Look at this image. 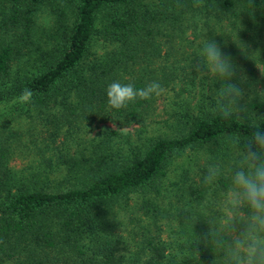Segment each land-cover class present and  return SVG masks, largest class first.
<instances>
[{
	"label": "trees",
	"instance_id": "16d2710c",
	"mask_svg": "<svg viewBox=\"0 0 264 264\" xmlns=\"http://www.w3.org/2000/svg\"><path fill=\"white\" fill-rule=\"evenodd\" d=\"M194 2L0 0V264H223L231 175L249 121L264 128V0ZM222 25L251 46L221 44ZM208 39L244 93L229 118L197 55ZM113 81L165 92L112 109ZM105 121L159 132L120 145Z\"/></svg>",
	"mask_w": 264,
	"mask_h": 264
},
{
	"label": "clouds",
	"instance_id": "9594fccd",
	"mask_svg": "<svg viewBox=\"0 0 264 264\" xmlns=\"http://www.w3.org/2000/svg\"><path fill=\"white\" fill-rule=\"evenodd\" d=\"M201 3L202 0H195L193 6L199 7ZM197 55L202 59L207 75L218 77L221 82L216 90L213 112L229 118L236 111H244L245 107L239 105L243 90L231 82L235 75L231 58L222 53L215 40L210 39ZM197 70L200 71L199 66ZM164 92L158 81L140 88L132 83L113 81L106 88L107 103L112 109L126 108L137 98L149 100ZM31 97L32 91L25 88L18 99L21 103H28ZM249 126L254 131L245 140L242 158L231 175V185L224 199L226 217L218 227L220 232L229 234L222 250L223 264H264V128L259 127L254 119L249 121ZM232 143L238 147L240 140L233 138ZM220 175V165H209L203 182L212 184Z\"/></svg>",
	"mask_w": 264,
	"mask_h": 264
},
{
	"label": "rangeland",
	"instance_id": "374dc122",
	"mask_svg": "<svg viewBox=\"0 0 264 264\" xmlns=\"http://www.w3.org/2000/svg\"><path fill=\"white\" fill-rule=\"evenodd\" d=\"M215 30L218 33L217 36L222 38L221 44H224L225 46L231 45V44H235V45L247 44V45L251 46V42L248 39L249 36L246 32L241 34L237 29L232 30L231 28H229L225 25H222L220 27H215ZM263 41H264V39H263ZM242 48H243V46L238 47V49H242ZM238 53L242 54L243 51L238 50ZM257 66L260 67L261 64H257ZM105 124H107L113 128L115 127L118 130L119 133L114 138V141L115 142L117 141L120 145H124L126 140L133 142V143H138L144 138L145 135H149L152 133L159 132L158 129H156L154 127H150V128H148L147 131L141 132L139 137H138L136 134V132H137L136 131V127H137L136 124L121 125V126H117V127H116V125H114L110 121H105ZM12 125L15 126L18 124H17V122L13 121ZM154 125H156V124H154ZM94 130H95V128H94ZM170 174H171V172H170ZM165 182L168 183L169 180L164 179V183ZM67 183H68L67 181H64V182H61L60 185L65 186V184H67ZM130 196L131 197L128 199V205L132 206L133 200L136 199V196L135 195H130ZM122 214H123V211L120 213V215L122 216Z\"/></svg>",
	"mask_w": 264,
	"mask_h": 264
}]
</instances>
